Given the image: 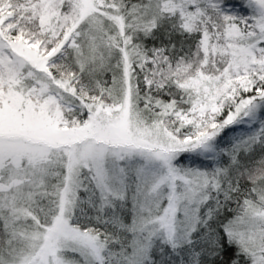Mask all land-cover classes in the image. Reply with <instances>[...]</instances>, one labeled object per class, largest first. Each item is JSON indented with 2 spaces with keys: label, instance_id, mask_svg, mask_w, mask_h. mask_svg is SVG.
<instances>
[{
  "label": "snow or ice",
  "instance_id": "6c2138e0",
  "mask_svg": "<svg viewBox=\"0 0 264 264\" xmlns=\"http://www.w3.org/2000/svg\"><path fill=\"white\" fill-rule=\"evenodd\" d=\"M0 264H264V0H0Z\"/></svg>",
  "mask_w": 264,
  "mask_h": 264
}]
</instances>
